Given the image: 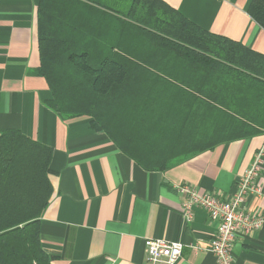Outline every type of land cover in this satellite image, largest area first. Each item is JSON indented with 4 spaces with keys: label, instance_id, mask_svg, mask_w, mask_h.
Wrapping results in <instances>:
<instances>
[{
    "label": "trees",
    "instance_id": "obj_1",
    "mask_svg": "<svg viewBox=\"0 0 264 264\" xmlns=\"http://www.w3.org/2000/svg\"><path fill=\"white\" fill-rule=\"evenodd\" d=\"M248 11L264 28V0ZM38 45L48 106L88 116L148 169L264 133V53L164 0H40ZM52 155L0 130V264H54L41 241Z\"/></svg>",
    "mask_w": 264,
    "mask_h": 264
},
{
    "label": "crops",
    "instance_id": "obj_2",
    "mask_svg": "<svg viewBox=\"0 0 264 264\" xmlns=\"http://www.w3.org/2000/svg\"><path fill=\"white\" fill-rule=\"evenodd\" d=\"M40 0H0V130L15 128L53 149V193L41 217L43 248L54 264H151L145 239L183 243L176 264H217L207 249L217 230L199 206L192 219L176 186L232 193L264 145V133L218 145L164 171L123 152L90 118H65L50 108L38 73ZM187 18L264 53V28L249 14L252 0H164ZM262 192L248 207L264 211ZM234 264H264V223L232 247Z\"/></svg>",
    "mask_w": 264,
    "mask_h": 264
},
{
    "label": "built area",
    "instance_id": "obj_3",
    "mask_svg": "<svg viewBox=\"0 0 264 264\" xmlns=\"http://www.w3.org/2000/svg\"><path fill=\"white\" fill-rule=\"evenodd\" d=\"M263 166L264 145L237 181L232 193L200 192L189 183L176 186L177 192L185 198L184 207L189 220L193 217V208L199 206L217 223L216 233L207 247L215 254L217 264H234L232 247L238 236L256 231L264 223V211L255 213L247 205L250 195H260L262 192L259 177ZM183 247V243L177 241L145 239V252L151 264H176L182 256Z\"/></svg>",
    "mask_w": 264,
    "mask_h": 264
}]
</instances>
